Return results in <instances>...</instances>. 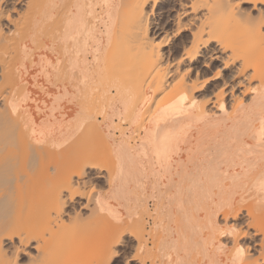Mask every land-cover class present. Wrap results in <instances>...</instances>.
Here are the masks:
<instances>
[{
  "label": "bare ground",
  "instance_id": "obj_1",
  "mask_svg": "<svg viewBox=\"0 0 264 264\" xmlns=\"http://www.w3.org/2000/svg\"><path fill=\"white\" fill-rule=\"evenodd\" d=\"M55 2L0 0V264H264V0H101V48L112 30L165 36L140 40L131 86L144 90L131 109L115 86L141 123L138 157L111 155L109 185L138 170L125 195L91 191V176L105 175L90 154L105 137L58 147L31 134L19 68ZM172 40L180 53L169 60ZM109 109L115 126L122 109Z\"/></svg>",
  "mask_w": 264,
  "mask_h": 264
},
{
  "label": "crops",
  "instance_id": "obj_2",
  "mask_svg": "<svg viewBox=\"0 0 264 264\" xmlns=\"http://www.w3.org/2000/svg\"><path fill=\"white\" fill-rule=\"evenodd\" d=\"M55 3L56 5L50 9L48 13L39 17V23L41 26L37 28V30L39 31L43 29L44 38L42 37L40 41L38 36V43L30 44L25 48L26 51L33 50L34 55L31 60L25 62L23 67L19 68V86L24 85L25 91H27L28 100L25 103V109L31 111V114L29 115L31 134L38 138L50 136L52 144L58 145V147H60L69 137H78V135L82 136L86 133L88 139L85 141L86 143L89 144L90 142H93V144L96 145L95 142L98 144L99 141H101L100 143L103 145L102 142L104 141H102V137L105 135V145L107 143L106 146H110V150L107 151V147L106 149L101 148V150L103 149L102 151L100 150L101 153L97 151L95 154H90V157L95 158L96 156H101V163H98L103 165L106 169L104 173L108 174L109 172H112V169L107 162L108 157H110L109 155H112L114 159L118 160L120 157H127L128 155L133 156L134 154L133 157L137 158L142 152V148L139 147V140L134 139L136 127L139 122V119L137 118L138 108H135V116H132L131 122L123 120V117H130L132 113L129 109H131L135 103V90L130 84L123 85L126 90V96L131 99L129 103L128 101H125L129 104L128 110L124 108L122 96L117 94L118 91L116 88L107 91V88L110 85L112 86L115 85L114 83H117L116 81L119 77L118 75H113V69L111 67H107L103 70L100 68L101 61H105L102 60L101 57L103 58L104 53L110 47V43L103 44V48H101V22L95 24L90 17H86L88 12H86L87 7H85V4H101V0H56ZM71 4L72 7L67 10ZM79 5L81 6L80 10H78ZM63 10L64 13L60 16H64V22L61 21L63 23L60 22V24H57L58 26L56 25V30L52 31L53 29L51 28L53 27H49L51 24L47 26L46 21L50 22V20L54 18L53 15L56 17V15L59 12H63ZM95 10L99 12V14L95 15H97L101 21V10L99 8H95ZM44 27L46 30H44ZM48 27L49 29H47ZM89 27H92L94 30L90 33L88 36V38H90L88 39L86 38V32H88ZM81 28L84 29L80 32V30H82ZM81 33L83 34L81 35ZM82 37L86 39L85 43L84 41L82 42ZM72 38L75 41L77 40V42L75 43ZM59 41L60 43H58ZM37 44H41L40 48H36ZM59 44H61L60 47ZM96 58L99 59L96 60ZM97 69L98 71H96ZM29 70L31 71L29 72ZM66 74L68 76L65 78ZM62 77L65 79H62ZM101 83L102 85L103 83L109 85L105 87L101 86ZM101 98H104V101L106 100L107 102L101 105ZM109 99L110 102L113 101L119 103L120 110L122 109L121 116L115 115V113L113 115L115 126L111 119L108 118V116H110L109 114L112 113L107 107ZM101 106L104 108V111L97 114L101 110ZM145 107V105L141 107V114L144 113L146 109ZM93 122L96 123L93 125ZM119 127L124 130H120ZM93 133L95 134L93 135ZM90 137L92 138L90 139ZM122 146L123 148H121ZM146 149L149 150L151 147L148 146ZM126 153L129 154L126 156ZM137 171L136 168H130L128 170L127 176H129V184L122 185L116 181L114 184L108 185L105 182V179L101 178L96 181V187L100 189L102 193H110L114 191L118 195H125L128 188H135L134 181L138 178ZM135 176L137 178H135ZM148 205L154 210L153 208L155 205L153 202H149ZM149 221L152 224L153 219H150ZM148 264H150V262H148ZM156 264H160V262H157Z\"/></svg>",
  "mask_w": 264,
  "mask_h": 264
},
{
  "label": "rangeland",
  "instance_id": "obj_3",
  "mask_svg": "<svg viewBox=\"0 0 264 264\" xmlns=\"http://www.w3.org/2000/svg\"><path fill=\"white\" fill-rule=\"evenodd\" d=\"M90 6H92L94 9V11L93 12H91V7ZM85 7H87L86 8V12H88L87 14H86V17H90L92 20H93V22L96 24V23H98L99 22V17H95L94 15L95 14H99V12L97 11V10H95V8H99L100 10H101V4L100 3H96V4H85ZM160 15H158V14H156V16H155V20H156V23L157 24H159V23H163L164 24V26H166V27H168L167 26V23H165V22H161L162 20L160 19V17H159ZM57 19V20H56ZM55 19V21H54V19H52V20H50V22L48 21L47 22V26L49 25V24H52V22H53V24H52V27H53V30L52 31H55L56 30V27L58 26L57 24H59L61 21H63L62 20V18H56ZM158 20V21H157ZM57 25V26H56ZM46 26V27H47ZM51 26V25H50ZM49 26V27H50ZM48 27V28H49ZM47 28V29H48ZM44 30H46V28L44 27ZM51 31V30H50ZM125 34H124V33ZM128 32V33H127ZM39 40L41 41V38L43 37V29L42 30H39ZM152 34H153V32H150L149 31V34H147V38H145V39H142L141 37H135L132 33H131V31L129 30H112V32H111V34H110V36H109V39H108V41H107V44H109L110 43V47L106 50V52L104 53V55H103V58H102V60H105V63H107V67H111L112 69H113V75H118V79H117V83H114L115 85H110L108 88H107V91H110L112 88H115V86H117V85H126V84H133L134 85V83H136L135 82V79H133L132 78V73L134 72V70L138 67V65H137V58L141 55V52H142V49H143V45L141 44L142 42H144L145 40L146 41H149L150 39V37H152ZM138 38V39H137ZM127 39V40H126ZM137 39V40H136ZM142 42H141V41ZM165 40V36H164V33H161V34H155V35H153V37H152V41H153V43H155V44H157V43H162L163 41ZM131 41H132V44H131ZM125 42V43H124ZM134 42V43H133ZM172 42V43H171ZM137 43V44H136ZM134 44V45H133ZM138 47H137V46ZM172 47L173 48V50L171 51V53L169 52L168 53V59L169 60H171L172 58H176V57H178V55H179V53H180V49H179V47H177L176 45H175V42H174V40H172V41H170L169 42V47ZM138 48V49H137ZM140 48V49H139ZM142 48V49H141ZM168 47H166L165 49H167ZM139 55V56H138ZM99 59V58H98ZM97 58H96V60H98ZM167 60V59H166ZM121 75V76H120ZM131 77V78H130ZM131 79H133V81H134V83L131 81ZM131 81V82H129V81ZM128 81V82H127ZM126 82V83H125ZM109 84H104L103 83V85H102V83H101V86H108ZM144 87V86H143ZM142 87V88H143ZM135 90V94H136V99H135V101L134 102H136L137 101V99H138V97H139V93L141 94V92L144 90V88H143V90L141 91V90H139V89H134ZM167 96V95H166ZM163 99L164 100H166L167 98H164L163 97ZM131 101V99L129 98V102ZM105 102H107L106 100L104 101V98H101V105L104 103L105 104ZM128 102V103H129ZM111 102H110V100H109V103L107 104L108 106V109H109V104H110ZM135 104V103H134ZM134 106V105H133ZM146 107V109H145V111H144V113H142L141 114V116H143V119L145 120L146 118H147V116L152 112V107L151 106H147V105H145ZM102 111H104V108L101 106V110L97 113V114H99V113H102ZM123 120L125 121V120H127V122H131V117H123ZM140 120H139V122H138V124H137V127H136V133H135V136H134V139L135 140H139V136L137 135V132H138V128H139V126H140ZM119 129L120 130H124V129H122L121 127H119ZM105 137V135L102 137V139ZM106 138V137H105ZM59 149H61V148H59ZM110 157H108V160H107V162H108V164L110 165V168L112 169V165H111V161H112V156L111 155H109ZM98 158V159H97ZM100 158V159H99ZM95 159L96 160H100L101 161V156H96L95 157ZM99 167H101V173L103 174V175H105L104 176V178L103 179H105V182L109 185V182H110V178H111V175H112V173H114V169H112V172L110 173L109 171V173L108 174H105L104 173V171H106V169L103 167V165H99ZM93 175V174H92ZM90 176H91V174H90ZM93 179H91V183L92 184H90L92 187L94 186V190H91V191H99V192H101V190L100 189H98L97 187H96V181L100 178L101 179V177H97V179H95L96 178V176L95 175H93V176H91ZM92 180H93V182H92ZM95 181V182H94ZM109 181V182H108ZM89 184H88V189H90V186ZM91 189H93V188H91ZM149 202H153L154 204H157V203H155L156 202V198H152V197H148V200H147V205H148V203ZM150 207V206H149ZM151 209V208H150ZM150 212V211H149ZM149 212H147V213H145V216H147V218L149 219V217H148V214H149ZM128 251H130V250H128ZM121 258V257H120ZM120 258H118V261L116 262L117 264H123V262H122V258L120 259ZM122 262V263H121Z\"/></svg>",
  "mask_w": 264,
  "mask_h": 264
},
{
  "label": "clouds",
  "instance_id": "obj_4",
  "mask_svg": "<svg viewBox=\"0 0 264 264\" xmlns=\"http://www.w3.org/2000/svg\"><path fill=\"white\" fill-rule=\"evenodd\" d=\"M261 202H264V201H258V203H261Z\"/></svg>",
  "mask_w": 264,
  "mask_h": 264
}]
</instances>
